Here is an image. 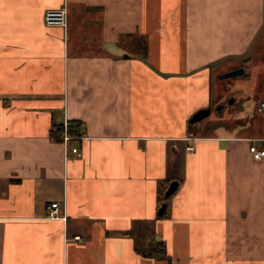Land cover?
<instances>
[{"label":"crops","instance_id":"obj_1","mask_svg":"<svg viewBox=\"0 0 264 264\" xmlns=\"http://www.w3.org/2000/svg\"><path fill=\"white\" fill-rule=\"evenodd\" d=\"M261 103L264 0H0V264H264Z\"/></svg>","mask_w":264,"mask_h":264},{"label":"built area","instance_id":"obj_2","mask_svg":"<svg viewBox=\"0 0 264 264\" xmlns=\"http://www.w3.org/2000/svg\"><path fill=\"white\" fill-rule=\"evenodd\" d=\"M44 22L46 26L48 27H66L67 25V10L65 7L59 8V9H49L46 11L44 15ZM264 109V103H261L260 107L258 108V111L261 112ZM65 133L63 137V142L66 145V147H69V141L71 140V137L67 134V125H64ZM71 151L73 153H77L80 156V153L78 152V149L76 147H70ZM187 150L192 151L193 147L188 146L186 148ZM250 154L253 156L255 160H260L264 157V150L259 149L258 147L251 145L249 148ZM47 217L50 219H65L64 213H63V205L60 202H52L47 206ZM76 240H79L80 237L76 236L74 237Z\"/></svg>","mask_w":264,"mask_h":264},{"label":"trees","instance_id":"obj_3","mask_svg":"<svg viewBox=\"0 0 264 264\" xmlns=\"http://www.w3.org/2000/svg\"><path fill=\"white\" fill-rule=\"evenodd\" d=\"M54 131V138L58 141H62L65 133L64 126H54ZM66 132L69 136H80L83 132V124L80 121H68ZM163 214L161 215V217L163 216ZM152 240L153 242H151V244L153 249L150 255H155L159 258L165 253L164 244L161 241L155 242L154 239Z\"/></svg>","mask_w":264,"mask_h":264},{"label":"water","instance_id":"obj_4","mask_svg":"<svg viewBox=\"0 0 264 264\" xmlns=\"http://www.w3.org/2000/svg\"><path fill=\"white\" fill-rule=\"evenodd\" d=\"M244 73V69L243 68H237V69H234L226 74H223V75H220L219 77L224 79V78H230V77H234V76H238V75H241ZM218 109L220 110L221 109V106L218 107ZM211 113V110L209 108H206V109H200L199 111H197L190 119V123L191 124H194L196 122H199L200 120H202L203 118L209 116ZM178 188V182L177 181H172L168 187V189L166 190V193L165 195L167 197L171 196L173 193L176 192ZM166 208V205L165 204H162L160 209H159V212L158 214L159 215H162V213L164 212Z\"/></svg>","mask_w":264,"mask_h":264},{"label":"rangeland","instance_id":"obj_5","mask_svg":"<svg viewBox=\"0 0 264 264\" xmlns=\"http://www.w3.org/2000/svg\"><path fill=\"white\" fill-rule=\"evenodd\" d=\"M230 79L231 78H224V79H222V80H227V81H230ZM216 80H218L216 77H214V81H216ZM217 108H218V106L217 107H215V105H213L212 106V112L213 113H217L218 111H217ZM205 120H204V122H203V126H204V130H203V132H209V127H211V125H214L215 124V121H212L211 119H209V118H204Z\"/></svg>","mask_w":264,"mask_h":264}]
</instances>
